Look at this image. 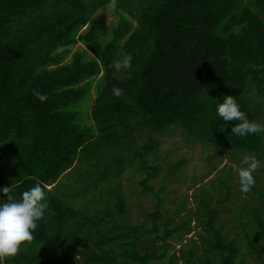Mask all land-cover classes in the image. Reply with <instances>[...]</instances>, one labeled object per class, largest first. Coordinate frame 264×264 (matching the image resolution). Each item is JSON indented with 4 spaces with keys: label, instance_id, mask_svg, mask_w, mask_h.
I'll use <instances>...</instances> for the list:
<instances>
[{
    "label": "trees",
    "instance_id": "obj_1",
    "mask_svg": "<svg viewBox=\"0 0 264 264\" xmlns=\"http://www.w3.org/2000/svg\"><path fill=\"white\" fill-rule=\"evenodd\" d=\"M113 3L114 25L104 14L93 19ZM79 43L85 48L73 51ZM128 54L132 68L116 71L112 61ZM225 95L264 122V0H0V190L13 185L0 202L38 183L49 202L33 240L0 264H174L170 250L142 246V236L167 242L190 231L189 222L173 229L165 222L161 235L160 209L148 214L151 230L119 224L108 210L92 216L59 181L77 167L81 186L107 184L136 165L152 191L159 167L147 159L160 150L155 136L173 126L216 152L264 159V133L231 135L235 121L217 117ZM88 98L92 124L81 110ZM184 166L180 160L171 171ZM225 187L214 207L199 198L212 254L198 264H243L239 243L216 227ZM117 207L126 218L121 195ZM253 220V235L243 224L248 249L264 264V214ZM182 254L196 264L194 248Z\"/></svg>",
    "mask_w": 264,
    "mask_h": 264
},
{
    "label": "rangeland",
    "instance_id": "obj_2",
    "mask_svg": "<svg viewBox=\"0 0 264 264\" xmlns=\"http://www.w3.org/2000/svg\"><path fill=\"white\" fill-rule=\"evenodd\" d=\"M116 6L111 4L105 10L93 16L97 18L104 14L110 25L116 22ZM85 30V29H84ZM82 43L73 47V51L83 50ZM93 101L89 98L81 106L87 115L86 123L92 124L90 117ZM160 141V150L148 157V164L159 167V172L149 182L152 191H145L141 181L144 173L136 165L126 167L121 174L107 184L81 186L77 183V167L64 173L59 185L70 190L67 196L79 208H86L92 215L108 210L119 224L130 226L144 225L151 230V220L148 214L160 209L163 214L161 235L164 233L165 222L173 229L184 222L190 223V231L175 234L167 242H161L154 237L142 236V246H150L158 252L166 248L169 255H175L174 264H185L183 257L190 248L197 251V262L204 260L210 250V239L207 233L205 215L199 207V198L204 195L214 207L219 200H225L226 187H230V196L221 208L216 227L221 229L230 240H236L242 249L243 264H260L248 249V238L243 224L248 222L247 230L255 233L253 214L261 211L264 214V167L256 173V185L248 193L240 191L238 172L243 154L225 151L216 152L211 146L194 140L188 141L181 129L173 126L167 132L155 136ZM185 160V166L172 172L176 162ZM264 164V159L261 160ZM85 170V167H83ZM69 184V185H67ZM51 189V187H49ZM76 189L77 191H72ZM118 195L125 200L128 214L126 218L120 215L117 207ZM109 221V219L105 220ZM169 259L152 264H169Z\"/></svg>",
    "mask_w": 264,
    "mask_h": 264
},
{
    "label": "clouds",
    "instance_id": "obj_3",
    "mask_svg": "<svg viewBox=\"0 0 264 264\" xmlns=\"http://www.w3.org/2000/svg\"><path fill=\"white\" fill-rule=\"evenodd\" d=\"M133 56L131 54L118 56L112 61L116 71L130 70ZM114 94L119 96L121 89L114 88ZM34 96L41 103L47 102L49 97L45 93L34 92ZM216 115L225 122L235 121L231 135L245 138L251 135L264 133V122L250 119L246 112L241 110L237 99L232 95H225L216 105ZM224 128L221 129L223 131ZM264 167L262 161L255 154H244L238 172L239 187L243 193H248L256 185V171ZM13 187H4V194ZM47 186L36 184L29 190L23 191L19 200L7 196V202H0V262L5 258L15 257L26 242L33 240V233L38 228V222L43 220L49 209L46 198Z\"/></svg>",
    "mask_w": 264,
    "mask_h": 264
}]
</instances>
